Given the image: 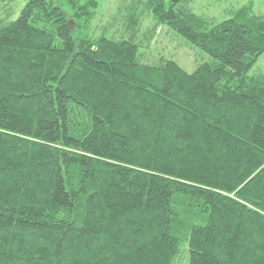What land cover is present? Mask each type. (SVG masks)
I'll return each mask as SVG.
<instances>
[{
    "label": "trees",
    "instance_id": "1",
    "mask_svg": "<svg viewBox=\"0 0 264 264\" xmlns=\"http://www.w3.org/2000/svg\"><path fill=\"white\" fill-rule=\"evenodd\" d=\"M18 1L0 0V264H264V16L131 0L133 34L94 38L96 0ZM160 26L209 61L143 63Z\"/></svg>",
    "mask_w": 264,
    "mask_h": 264
},
{
    "label": "rangeland",
    "instance_id": "2",
    "mask_svg": "<svg viewBox=\"0 0 264 264\" xmlns=\"http://www.w3.org/2000/svg\"><path fill=\"white\" fill-rule=\"evenodd\" d=\"M28 1L19 0L13 6L17 17ZM96 1L99 3V7L96 10L95 17L83 31L94 38L102 36L117 39L122 36L129 38L133 33L127 32L125 20L131 0ZM168 2L169 0H166L167 4ZM250 4L253 6V13L257 16H264V0H190L182 3V5H185L198 16L215 23L229 19L232 10H237ZM67 10L71 12L69 7H67ZM142 10L144 12L140 14ZM138 15L141 18L139 34L143 36L154 26L155 19L152 13L142 7ZM0 17H2L1 10ZM143 52H145L143 63H157L161 58L174 60L188 73H193L199 64L209 61L208 55L199 51L197 47L167 26L158 28L150 48L145 49ZM256 74H264V54L258 58L255 66L249 72L250 76Z\"/></svg>",
    "mask_w": 264,
    "mask_h": 264
}]
</instances>
